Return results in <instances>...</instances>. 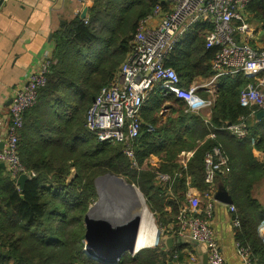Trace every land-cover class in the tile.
Here are the masks:
<instances>
[{
    "label": "trees",
    "instance_id": "obj_1",
    "mask_svg": "<svg viewBox=\"0 0 264 264\" xmlns=\"http://www.w3.org/2000/svg\"><path fill=\"white\" fill-rule=\"evenodd\" d=\"M93 1L87 21L80 15L63 18L53 34L48 82L40 89L37 103L25 111L19 131V155L28 172L23 188L18 178L0 166V264H108L85 252L84 218L97 198L95 181L103 174L121 175L138 185L159 228H176L181 205L187 202L188 181L200 194L209 189L205 155L218 142L230 157L231 170L219 173L216 183L219 180L233 198L236 211L231 212L232 218L240 220V226L233 225L236 241L250 248L254 260L264 262L260 235L264 204L254 196L255 186L264 179V162L253 154L254 149L264 152V116L256 122L263 109L244 107L239 101L241 89L253 78L243 72L221 78L210 124L202 112H186V102L163 97L155 87L141 113L143 128L135 141L137 170L123 144L98 141L87 127V115L131 51L140 20L158 3L166 10L167 3ZM246 12L250 23L264 29V0H254ZM216 54V48L206 47L204 33L196 31L176 44L166 65L189 87L194 80L214 74ZM167 100L179 105L175 111L180 125L184 124V128L175 126L170 137L161 130L148 131L149 126L156 128L157 115ZM251 116L255 122L250 121ZM241 117L249 123L246 135L237 137L227 127L239 123ZM212 131L216 140L208 139ZM187 150L194 154L183 170L178 155ZM152 156L161 161L152 163ZM163 173L182 175L165 183L158 179ZM186 248L192 249L191 244L180 238L171 250L145 247L112 264H187Z\"/></svg>",
    "mask_w": 264,
    "mask_h": 264
},
{
    "label": "built area",
    "instance_id": "obj_2",
    "mask_svg": "<svg viewBox=\"0 0 264 264\" xmlns=\"http://www.w3.org/2000/svg\"><path fill=\"white\" fill-rule=\"evenodd\" d=\"M167 9L158 3L153 12L140 20L133 39V46L116 77L104 86L87 115V127L98 141L108 144H123L124 153L133 168L140 170L135 155V141L141 134L142 109L150 94L158 87L163 97L174 96L187 104V111L201 113L207 110L205 122L210 124L211 109L215 102L221 78L243 72L252 77L239 94L244 107H259L264 110V46L255 48L248 38L253 29L246 17V8L254 0H164ZM88 20L87 17L85 18ZM204 33L207 48H216L212 61L214 74L208 83H192L189 87L177 71L166 65L176 44L190 33ZM247 38H241V36ZM52 55L42 60L39 68L29 73L25 85L17 89L10 105V118L6 130V140L0 147V163H4L14 178L27 174V168L19 155V131L24 126V113L33 107L40 89L46 86L50 72ZM201 93H207L202 95ZM164 106L162 110H166ZM248 123L241 117L239 123L229 124L227 130L237 137L246 135ZM148 131H154L153 126ZM208 139L216 140L212 131ZM181 156L182 169L194 152ZM231 170L230 157L221 142L214 145L205 155V182L209 189L205 192L207 203L202 205V195L188 181L187 202L182 204L177 216V227L162 229L163 233L177 239L191 238L198 244L207 246V264H227L221 246L211 224L215 209V185L219 173ZM182 172V171H181ZM176 173L159 174L161 182H173ZM230 212L235 206L229 205ZM234 226H240L238 217L232 218ZM171 233V234H170ZM238 252L244 264H264L251 257L249 247L237 243ZM193 264H200L199 255H190Z\"/></svg>",
    "mask_w": 264,
    "mask_h": 264
},
{
    "label": "crops",
    "instance_id": "obj_3",
    "mask_svg": "<svg viewBox=\"0 0 264 264\" xmlns=\"http://www.w3.org/2000/svg\"><path fill=\"white\" fill-rule=\"evenodd\" d=\"M56 2L57 0H4L0 8V145H3L6 140L12 97L17 89L25 85L29 73L39 68L44 57L53 54V34L59 28L61 19L74 18L80 15L85 7L90 8L93 4L92 0H65L61 8H56ZM248 16L246 12V17ZM249 24L253 29V34L248 38V42L255 48H262L264 29L250 22ZM241 38L247 37L243 35ZM210 78L200 77L193 82L204 84L208 83ZM164 106L166 110H162L157 115L159 122L156 128L153 127L170 137L173 136L171 131L175 126L184 128V124L180 125L179 113L175 111L179 109L176 102L167 100ZM201 112L205 117L207 116V110ZM263 116L258 117L257 121L254 116L249 119L258 122ZM253 151L254 156L264 157V152H258L259 150L256 149ZM150 161L158 163L161 159L159 156H152ZM1 167L6 170V167ZM262 184L261 181L255 186L254 196L264 204ZM214 206L211 224L215 229L227 264H244L238 252L229 205L216 201ZM260 235L264 237L261 229ZM191 247L192 249H185L188 254L187 259L193 253L199 255L196 246L191 244Z\"/></svg>",
    "mask_w": 264,
    "mask_h": 264
},
{
    "label": "water",
    "instance_id": "obj_4",
    "mask_svg": "<svg viewBox=\"0 0 264 264\" xmlns=\"http://www.w3.org/2000/svg\"><path fill=\"white\" fill-rule=\"evenodd\" d=\"M64 1L57 0L55 7L61 8ZM3 3L4 0H0V8ZM87 13L88 8L86 7L80 14L81 18L85 19L88 15ZM262 115H264V110L259 112L258 117ZM0 147H3V145L1 144ZM0 166L6 167L4 163H0ZM105 177H112L124 182L122 184L119 183V185L123 189V195L131 201L132 207L118 215L114 213H100L91 208L84 218L86 226L85 252L96 260L112 264L117 263L126 253L134 255L139 251L138 238L143 221V207L138 201V193L142 196L143 194L135 184L128 182L122 177L111 174ZM27 179V174L19 176L18 184L21 185V188H23ZM214 198L216 201L227 205L233 204V198L224 186H221L215 192ZM185 240L196 246V250L200 255V264H207V246L202 243L198 244L191 238H186ZM174 245L175 238L172 235L163 236L162 228L157 227L153 247L161 246L163 250H171Z\"/></svg>",
    "mask_w": 264,
    "mask_h": 264
},
{
    "label": "rangeland",
    "instance_id": "obj_5",
    "mask_svg": "<svg viewBox=\"0 0 264 264\" xmlns=\"http://www.w3.org/2000/svg\"><path fill=\"white\" fill-rule=\"evenodd\" d=\"M94 1L92 0V3H93ZM93 5V4H92ZM86 8V7H85ZM88 8V11H89V7H87ZM88 14V13H87ZM214 95V97H215V100H216V98H217V92L216 93H214L213 94ZM215 103V102H214ZM169 106V105H168ZM187 111V110H186ZM164 113H166V111L164 112ZM168 113V112H167ZM248 123V122H247ZM155 130V129H154ZM255 142V140L253 139V143ZM114 145H117V144H114ZM183 152H185V153H187L188 155H190L189 154V152H194V151H191V150H187V151H183ZM183 152H180V154L178 155V160H179V164H180V161H181V156H186V155H184L183 154ZM258 152H260V151H258ZM253 154H254V151H253ZM264 156V155H263ZM257 157V160L259 161V162H264V157L262 158V156H260V155H257L256 156ZM262 159V160H261ZM106 175H108V174H103V175H101V176H99L97 179H96V181H95V184H96V189H97V198H96V200H95V202L93 203V204H91L90 206H89V209H88V211L91 209V208H93L97 203H99V201H102L103 202V205H104V207H105V209L101 212V213H105V214H107V213H116L117 215L119 214V213H121V212H116L115 211V208H118L119 207V204L117 203V201L118 202H122L123 203V201H124V199H123V192H117V191H113L115 188H113L112 187V185L107 181V179H105V176ZM115 175V174H114ZM115 176H118V177H122V178H124L125 179V177L124 176H121V175H115ZM262 182H263V184H264V179L262 180ZM132 183V182H131ZM132 184H135V183H132ZM262 184V189L264 188V185ZM135 186H137L138 187V185H136L135 184ZM221 186H224V185H222L221 183H220V181L218 180V182L216 183V185H215V192L221 187ZM225 187V186H224ZM139 188V187H138ZM226 188V187H225ZM140 189V188H139ZM227 189V188H226ZM141 191V190H140ZM227 191H228V189H227ZM254 191H255V189H254ZM116 192V193H115ZM229 192V191H228ZM143 194V193H142ZM201 194H202V196L203 197H201V202H202V205L206 202L207 203V198H205V194H203L202 192H201ZM141 198H142V200H143V202H144V205L147 207V209H148V211L151 213V216H152V218H153V220H154V223H155V225H156V228L157 227H160L158 224H157V222H156V217H155V215H154V213L150 210V208H149V206H148V204H147V200H146V197H145V195L143 194V196L141 195ZM144 199H145V201H144ZM205 203V204H206ZM204 206V205H203ZM113 208V209H111V208ZM260 229H261V231H262V229H264V223L262 224V226L260 227ZM263 234H264V232H263ZM261 237H262V235H261ZM262 238H264V237H262ZM149 247H153V246H149ZM190 256L188 257V259H186V262L188 263V264H193L191 261H190Z\"/></svg>",
    "mask_w": 264,
    "mask_h": 264
},
{
    "label": "bare ground",
    "instance_id": "obj_6",
    "mask_svg": "<svg viewBox=\"0 0 264 264\" xmlns=\"http://www.w3.org/2000/svg\"><path fill=\"white\" fill-rule=\"evenodd\" d=\"M105 179H107V181L112 185V187L115 188L113 191L123 192V189L119 185V183L120 184L124 183L123 181L116 180L115 178H112V177H105ZM138 197H139L138 201L143 207V221L141 224V230H140V234L138 238V248L140 250L145 247L153 246L155 234H156V225L151 216V213L148 211L147 207L144 205V202L141 198V194L138 193ZM123 199H124L123 203L117 201V203L119 204V207L115 208L116 212H124L127 209L132 207L131 201L127 199L124 195H123ZM136 199H137V196H136ZM104 209L105 207L102 201H100L97 205L93 207L94 211H99L100 213ZM262 232H264V229H262Z\"/></svg>",
    "mask_w": 264,
    "mask_h": 264
}]
</instances>
